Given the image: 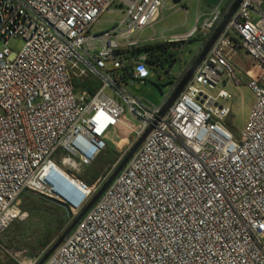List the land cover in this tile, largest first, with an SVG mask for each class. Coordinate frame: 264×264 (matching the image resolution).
I'll list each match as a JSON object with an SVG mask.
<instances>
[{
  "label": "built area",
  "instance_id": "2783aa9c",
  "mask_svg": "<svg viewBox=\"0 0 264 264\" xmlns=\"http://www.w3.org/2000/svg\"><path fill=\"white\" fill-rule=\"evenodd\" d=\"M235 0L196 5L188 32L155 36L164 0H0V232L24 218L16 200L38 192L73 219L106 180L79 172L109 135L136 122L143 142L95 204L43 264H264V0H242L181 93L161 110L131 94L151 73L141 49L201 38V48ZM120 19L93 26L110 7ZM201 23L199 19L201 17ZM149 29L153 33L143 37ZM22 47L12 50L8 41ZM257 62L246 72L253 104L238 138L226 125L240 83L237 46ZM111 172V171H110ZM15 264H36L1 247Z\"/></svg>",
  "mask_w": 264,
  "mask_h": 264
},
{
  "label": "rangeland",
  "instance_id": "374dc122",
  "mask_svg": "<svg viewBox=\"0 0 264 264\" xmlns=\"http://www.w3.org/2000/svg\"><path fill=\"white\" fill-rule=\"evenodd\" d=\"M197 3L200 4L201 10L204 12L206 6L204 0H164V7L160 17L152 26L155 36L157 37L163 32L164 37L167 38L171 35L188 32L195 24ZM226 3L227 0H222L221 6ZM119 9V7L112 5L110 7L112 12L102 13L99 22L93 26L92 31L99 33L109 30L112 27V22L120 19ZM203 18L204 16L199 19V24ZM152 33L151 30L147 29L143 37H148ZM22 45L23 41L18 38H12L8 41V46L15 51H18ZM201 45V38L198 33L195 37L185 42L179 51V60L170 67V74L174 76L186 69L197 55ZM1 46L2 41H0ZM237 47L235 54L232 56V63L237 71L240 83L236 86L229 83L220 84L219 86L231 94V99L225 102L230 110L225 122L235 138L239 137L253 104V95L246 86V72H251L253 76L259 74L257 62L247 55L239 45ZM171 87L172 83H169L163 77L156 79V74L151 72L145 84L139 85L135 83L128 85L127 89L131 94L141 97L153 105H159L169 93ZM121 120L124 124L129 125L127 132L119 129L114 130V133H117L114 143H107L105 150L98 155L96 160L85 170L79 172V174L84 175L82 177L90 180L89 184H92L99 175L104 176L108 172L110 173L114 169L115 164L132 147L133 143H131L129 132L137 124L127 115H123ZM16 205L20 212L24 214V218L13 221L4 231L0 232V264H15L11 257L2 251L1 247L23 252V255L34 261V259L41 257L54 242H51L46 247L42 246L47 231H52L55 228L56 207H58L56 204L49 201V198L43 194L25 191L16 200Z\"/></svg>",
  "mask_w": 264,
  "mask_h": 264
},
{
  "label": "water",
  "instance_id": "95a60500",
  "mask_svg": "<svg viewBox=\"0 0 264 264\" xmlns=\"http://www.w3.org/2000/svg\"><path fill=\"white\" fill-rule=\"evenodd\" d=\"M221 0H204L205 4L209 7H213L217 5ZM242 0H235L231 7L229 8L228 12L223 17L221 23L217 26V28L212 33L209 40L203 45L202 48L198 51L197 55L192 59L190 67L186 70L184 76L180 79L179 83L175 86L173 91L171 92L169 98L167 99L165 105L163 106L160 115L162 116L172 105L178 95L181 93L185 85L191 79L193 72L197 69L200 62L203 60L205 55L208 53L209 49L214 44L215 40L218 36L222 33L223 29L225 28L226 24L228 23L230 17L235 12L237 7L239 6ZM151 128H148L144 134L140 138H138L129 149V151L122 157L118 163L115 164L114 169L110 172L106 180L103 184L99 187V189L94 193V195L90 198L88 203L82 208V210L73 218L68 213V217L70 218V223L68 226L63 230L60 236L51 244L48 250L39 258L36 264H43V262L56 250V248L61 244L64 238L68 236V234L73 230V228L77 225V223L81 220L84 214L95 204V202L99 199L101 194L104 190L110 185V183L114 180V178L119 174V172L123 169L126 163L130 160L133 156L135 151L143 142L145 136L149 133Z\"/></svg>",
  "mask_w": 264,
  "mask_h": 264
},
{
  "label": "trees",
  "instance_id": "16d2710c",
  "mask_svg": "<svg viewBox=\"0 0 264 264\" xmlns=\"http://www.w3.org/2000/svg\"><path fill=\"white\" fill-rule=\"evenodd\" d=\"M178 1V0H175ZM177 44L169 43H155L153 45L144 46L141 50L147 54V64L151 71L156 74V79L163 77L169 83H172L174 77L170 74V67L177 61L178 52L176 51ZM86 182L90 183L89 179ZM44 200H46L44 198ZM56 204L57 215L56 224L54 230L47 231L44 236L43 247H46L51 242L55 241L63 230L68 226L70 218L68 217V211L62 204L50 200ZM70 215V214H69Z\"/></svg>",
  "mask_w": 264,
  "mask_h": 264
},
{
  "label": "bare ground",
  "instance_id": "6f19581e",
  "mask_svg": "<svg viewBox=\"0 0 264 264\" xmlns=\"http://www.w3.org/2000/svg\"><path fill=\"white\" fill-rule=\"evenodd\" d=\"M123 124H124V123H123ZM124 126H127V125L124 124ZM118 129L124 131L123 128H122V126H121V127H118ZM114 132H115V131H113V132L109 135V137H108V143H109V142H110V143H114V138L116 137V134H117V133H114Z\"/></svg>",
  "mask_w": 264,
  "mask_h": 264
},
{
  "label": "flooded vegetation",
  "instance_id": "af4514ba",
  "mask_svg": "<svg viewBox=\"0 0 264 264\" xmlns=\"http://www.w3.org/2000/svg\"><path fill=\"white\" fill-rule=\"evenodd\" d=\"M191 62H192V61H191ZM191 62L189 63L188 67H187L185 70H187V69L190 67V65H191Z\"/></svg>",
  "mask_w": 264,
  "mask_h": 264
}]
</instances>
